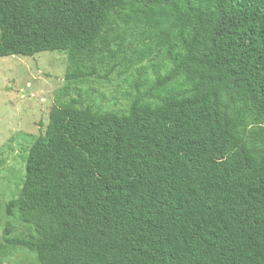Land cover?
<instances>
[{
  "label": "trees",
  "instance_id": "16d2710c",
  "mask_svg": "<svg viewBox=\"0 0 264 264\" xmlns=\"http://www.w3.org/2000/svg\"><path fill=\"white\" fill-rule=\"evenodd\" d=\"M51 51L67 82L137 89L121 114L56 96L3 242L39 264H264V0H0V58Z\"/></svg>",
  "mask_w": 264,
  "mask_h": 264
},
{
  "label": "rangeland",
  "instance_id": "374dc122",
  "mask_svg": "<svg viewBox=\"0 0 264 264\" xmlns=\"http://www.w3.org/2000/svg\"><path fill=\"white\" fill-rule=\"evenodd\" d=\"M67 66L65 51L0 58V264H39L35 251L3 242V229L9 221L4 209L20 193L28 151L44 132L56 96L62 92L65 101L67 95H84L94 108L121 114L137 89L133 84L136 73L121 71L107 79L67 82ZM34 236L32 228L13 222L9 237L34 240Z\"/></svg>",
  "mask_w": 264,
  "mask_h": 264
}]
</instances>
